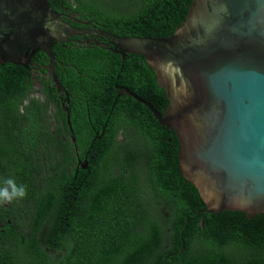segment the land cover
Listing matches in <instances>:
<instances>
[{
	"label": "trees",
	"instance_id": "16d2710c",
	"mask_svg": "<svg viewBox=\"0 0 264 264\" xmlns=\"http://www.w3.org/2000/svg\"><path fill=\"white\" fill-rule=\"evenodd\" d=\"M73 1L76 10L127 25L119 33L127 37L170 35L191 2ZM95 50L67 51L56 73L82 98L70 113L87 161L77 172L57 100L53 119L30 96L29 72L0 63V182L10 177L27 189L10 201L15 216L0 203V264H264V213L205 211L181 173L176 132L133 97H116L115 83L158 110L168 103L143 57H134L137 66Z\"/></svg>",
	"mask_w": 264,
	"mask_h": 264
},
{
	"label": "water",
	"instance_id": "95a60500",
	"mask_svg": "<svg viewBox=\"0 0 264 264\" xmlns=\"http://www.w3.org/2000/svg\"><path fill=\"white\" fill-rule=\"evenodd\" d=\"M71 34L48 0H0V63L27 66L37 51L49 57L76 146L52 54V45ZM104 34L122 58L127 52L142 56L164 90L168 103L158 110L116 85L117 95L143 103L160 125L176 132L181 173L205 211L264 213V0H191L181 22L163 37Z\"/></svg>",
	"mask_w": 264,
	"mask_h": 264
},
{
	"label": "flooded vegetation",
	"instance_id": "af4514ba",
	"mask_svg": "<svg viewBox=\"0 0 264 264\" xmlns=\"http://www.w3.org/2000/svg\"><path fill=\"white\" fill-rule=\"evenodd\" d=\"M48 1L51 5V8L55 10L58 14H60L62 20L67 22L69 26L73 29V31H75V34L67 35V37L64 40L57 41L52 45L53 61L55 63V69H54L55 74L57 73L58 64L64 65L66 63L62 59V57L66 56L67 51L79 52L78 55L84 52H87V53L91 52V56H93L95 54H98L97 53L98 51L95 50V48L97 47L107 52H112L114 54H117V56H119L122 62L125 61L126 59H131L133 60L134 65L138 66L140 64V61L134 60V57L137 56L138 54H132V53L127 52L124 54V57L122 58V56L119 53L113 52L111 50L113 49V45L108 42V39L106 38L104 34V33H111V34L121 36L119 33L127 31L123 29L127 27V25L119 24L118 22L110 18H98L97 14L91 13L92 11H89L88 9L87 10L85 9L76 10L75 3L73 0H48ZM124 37H127V36H124ZM102 52L103 51L99 53H102ZM85 56L86 55L78 56V59L79 60L82 59V63H84L86 61ZM19 66L21 68L26 69V71L29 72V78L27 80L29 81L30 79L32 86H33V91L31 92L30 96H34L33 94L38 93V95L34 97H36V99H38L39 101L43 103V105L46 108V113H48V115H51L53 119L56 113V106L53 103V101L57 100V104H59L61 112L65 113V118H66V112L65 110H63V107L61 104V99L65 97V93H63L62 91H58L57 88L55 87L51 74L48 71L49 57L42 51H37L30 58V61L27 63V66H23V65H19ZM63 75H64V70L61 71V76ZM57 79L60 81V83L66 90L68 101L65 102V106L69 109V116H70L71 111L74 110V107L78 104V102H80L79 100L82 98L76 94L70 93L67 90V87L61 81V78L57 76ZM116 85L118 84L116 83L114 84L115 88H116ZM118 86H124V85H118ZM117 92H118V89L116 88L115 89L116 97L123 96V95H117ZM51 98H53V101L51 100ZM23 104H28V100L24 99ZM20 107H22V105ZM20 113H21V110H20ZM53 119H51V122H50L51 128L53 127V122H54ZM104 126H105V123L103 124V127ZM102 131H103V128H102ZM94 132H95L94 136L97 135L96 133L97 130H95ZM60 136L62 137V139L66 140V136L64 133L60 134ZM69 139H70V133H69ZM73 145L75 148V151H74L75 172H77V169L79 168L78 162L82 161L83 158L81 157L80 149L77 148V144L76 146L75 144ZM73 167L74 165L71 164L70 168H73ZM3 206H6L8 210L12 208V210L9 212V215L13 214V211H14V216H15L16 210L13 209L10 202H3L2 208ZM7 221H9V219H7Z\"/></svg>",
	"mask_w": 264,
	"mask_h": 264
},
{
	"label": "clouds",
	"instance_id": "9594fccd",
	"mask_svg": "<svg viewBox=\"0 0 264 264\" xmlns=\"http://www.w3.org/2000/svg\"><path fill=\"white\" fill-rule=\"evenodd\" d=\"M27 194L26 186L17 184L12 178H7L0 182V203L10 202L14 198H22Z\"/></svg>",
	"mask_w": 264,
	"mask_h": 264
},
{
	"label": "rangeland",
	"instance_id": "374dc122",
	"mask_svg": "<svg viewBox=\"0 0 264 264\" xmlns=\"http://www.w3.org/2000/svg\"><path fill=\"white\" fill-rule=\"evenodd\" d=\"M34 96H37L38 95V93L37 94H33Z\"/></svg>",
	"mask_w": 264,
	"mask_h": 264
}]
</instances>
